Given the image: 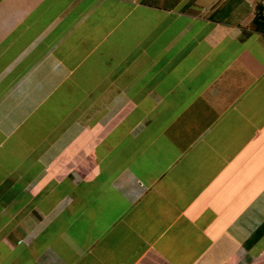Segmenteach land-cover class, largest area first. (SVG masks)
Instances as JSON below:
<instances>
[{
  "label": "crops",
  "instance_id": "crops-1",
  "mask_svg": "<svg viewBox=\"0 0 264 264\" xmlns=\"http://www.w3.org/2000/svg\"><path fill=\"white\" fill-rule=\"evenodd\" d=\"M0 264H264V0H0Z\"/></svg>",
  "mask_w": 264,
  "mask_h": 264
}]
</instances>
